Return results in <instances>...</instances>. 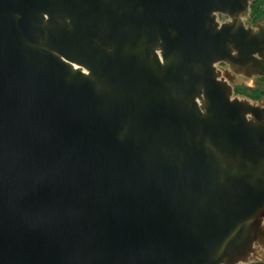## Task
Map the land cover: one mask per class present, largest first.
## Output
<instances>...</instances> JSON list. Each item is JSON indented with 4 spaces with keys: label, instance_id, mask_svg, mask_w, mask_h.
Instances as JSON below:
<instances>
[{
    "label": "water",
    "instance_id": "1",
    "mask_svg": "<svg viewBox=\"0 0 264 264\" xmlns=\"http://www.w3.org/2000/svg\"><path fill=\"white\" fill-rule=\"evenodd\" d=\"M253 1L0 0V264L264 262Z\"/></svg>",
    "mask_w": 264,
    "mask_h": 264
},
{
    "label": "trees",
    "instance_id": "2",
    "mask_svg": "<svg viewBox=\"0 0 264 264\" xmlns=\"http://www.w3.org/2000/svg\"><path fill=\"white\" fill-rule=\"evenodd\" d=\"M250 11V17L253 20L264 19V0H254L251 4ZM234 90L236 93L254 101L264 99V77L256 80L253 86L238 85L234 88ZM254 264H264V262Z\"/></svg>",
    "mask_w": 264,
    "mask_h": 264
},
{
    "label": "rangeland",
    "instance_id": "3",
    "mask_svg": "<svg viewBox=\"0 0 264 264\" xmlns=\"http://www.w3.org/2000/svg\"><path fill=\"white\" fill-rule=\"evenodd\" d=\"M257 20H258V19H257ZM248 22H249L250 25H253V23H255L256 20H253L251 17H249ZM252 85H254V84H252ZM235 94H236V95H239V96H242L241 94H238V93H236V92H235Z\"/></svg>",
    "mask_w": 264,
    "mask_h": 264
},
{
    "label": "flooded vegetation",
    "instance_id": "4",
    "mask_svg": "<svg viewBox=\"0 0 264 264\" xmlns=\"http://www.w3.org/2000/svg\"><path fill=\"white\" fill-rule=\"evenodd\" d=\"M221 20H224L225 18L224 17H220ZM223 65V64H222ZM221 66V65H220ZM240 85H243V84H240Z\"/></svg>",
    "mask_w": 264,
    "mask_h": 264
}]
</instances>
